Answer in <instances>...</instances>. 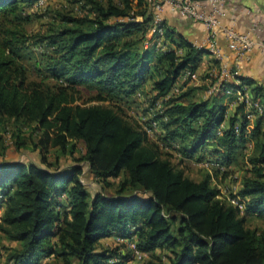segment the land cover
<instances>
[{"label":"trees","instance_id":"1","mask_svg":"<svg viewBox=\"0 0 264 264\" xmlns=\"http://www.w3.org/2000/svg\"><path fill=\"white\" fill-rule=\"evenodd\" d=\"M72 1L79 13L55 11L46 33L30 35L26 25L37 15L27 8L42 9L38 0H0V130L11 122L13 150L39 155V162L6 160L0 134V234L18 244L3 264H135L124 242L133 237L157 264H264V229L247 226L251 216L264 219L262 89L250 96L263 113L237 101L218 135L222 100L231 94L197 98L188 82L177 84L207 49L164 22L161 37L149 36L153 13L145 0ZM31 38L47 48L30 64L33 72L25 64ZM159 38L165 47L157 50ZM212 62L218 72L219 61ZM236 79L239 85L222 90L252 83ZM81 87L92 94L85 103H78ZM174 151L180 161L223 166L222 178L240 164L235 193L244 210L218 197L211 182L218 168L195 180L172 163ZM76 152L60 167V157ZM85 170L98 191L82 182ZM107 238L121 243L110 246Z\"/></svg>","mask_w":264,"mask_h":264},{"label":"crops","instance_id":"2","mask_svg":"<svg viewBox=\"0 0 264 264\" xmlns=\"http://www.w3.org/2000/svg\"><path fill=\"white\" fill-rule=\"evenodd\" d=\"M225 2L227 4V13L222 19L223 25L232 27L238 32L247 33L253 39L264 42V0H225ZM163 21L169 29L182 36L186 41L197 47L204 46L206 32L201 23L181 16L171 11L167 6L164 8ZM216 42L217 47L223 54V59L220 64L236 68L238 71L237 76L252 82L250 85H245L244 92L252 96L251 89L254 87H260L264 92V54L254 51L250 55L237 56L228 48V42L222 34L217 35ZM212 59L214 58L211 54L203 55L194 71L196 79L184 80L182 73L178 78L177 84L188 82V85L196 88L195 96L197 98L209 97L207 86L212 82V77L213 80L215 79L217 73ZM229 83L239 85V80L232 78ZM219 95H222V93L220 92ZM237 101L239 100L234 93L223 98L222 102L226 106V119L220 125L217 132L218 135L227 126V118L233 114ZM252 127L253 119L249 121L247 130L249 131ZM247 145L248 151H250L252 149V142H249ZM188 162L193 163L194 161ZM234 168V165L230 166L231 170ZM223 179H228V176ZM238 183L240 185V180ZM108 239L112 240V238H107L103 239L102 242L105 243Z\"/></svg>","mask_w":264,"mask_h":264},{"label":"built area","instance_id":"3","mask_svg":"<svg viewBox=\"0 0 264 264\" xmlns=\"http://www.w3.org/2000/svg\"><path fill=\"white\" fill-rule=\"evenodd\" d=\"M47 0H38L37 5L41 6L46 3ZM146 3L151 5L153 13L152 27L149 30V36L155 32L161 37L162 31L160 25L163 21L164 8L167 6L171 11L178 13L181 16L188 17L193 21L202 24L204 31L206 32V38L204 41V47L213 56L214 59L219 61V70L215 75V79L207 86L208 95L216 93L235 94L239 101H243L248 108H253L257 113H263L261 103L258 100H252L248 94L240 89L227 88L222 90L223 83L229 82L232 78H236L238 71L236 68L227 67L220 64L223 59V54L217 47L216 38L218 34H222L228 42V48L233 51L237 56H246L252 54L254 51H258L264 54V42L253 39L249 34L236 31L232 27L223 25L222 19L227 13V4L225 0H145ZM147 42L145 46H147ZM164 44L162 38H159L156 42V49H163ZM184 80L196 79L195 72L187 69L183 72ZM175 93L179 92L178 88H174ZM155 109H161V101H157ZM246 118L250 121L254 119V115L248 112ZM154 125V123H153ZM248 127V125H247ZM238 130V127L235 128ZM151 133V130H147ZM207 170H212V166L221 170V173L225 171L223 166L213 163L208 160L195 162ZM215 185V184H214ZM218 188V187H217ZM219 189V188H218ZM220 194L218 197L226 196V199L233 205L237 206L241 211L244 210V204L240 198L236 196V191H231L234 196L230 194L225 195L219 189ZM128 250L131 252L133 262H141L147 256L146 252H142L136 246V241L133 238L124 241Z\"/></svg>","mask_w":264,"mask_h":264},{"label":"rangeland","instance_id":"4","mask_svg":"<svg viewBox=\"0 0 264 264\" xmlns=\"http://www.w3.org/2000/svg\"><path fill=\"white\" fill-rule=\"evenodd\" d=\"M47 3H49V5H52V6H49L48 8H43V7H45V5ZM79 6H80L79 3H75L72 0H47L46 3H44L40 6V7H42V9H36L35 10L33 8L28 7L27 10L30 13H35V15H37L36 17L33 18V20L30 23H28V25H26L28 33L30 35H36V34L42 35L43 33H46V29L48 28L49 23L51 21H53V18H55L54 17V15L56 14L55 11H61V12H66V13L72 12L74 14H77V13H79L78 12ZM38 15H41V17H38ZM35 39L31 38L30 44L28 45L29 50L32 51V53L30 52L31 53L30 55H32L33 58H31V60H29V61H25V64L28 66V68L30 69L31 72H33V70H31L30 64L32 62H34V58L35 59L40 58L39 55L41 53L47 51V48H45L44 45H42L40 43L36 44ZM34 77H35V74L31 73V78H34ZM80 89L82 90V95H81V99L78 100V103H85L86 99H88V97H90L92 94L90 91L86 90L83 87H81ZM95 103L96 102L92 101V102H88L86 104H95ZM134 116H136V115H134ZM10 129H12V123L11 122H9L7 124L6 130H8V132H4V131L0 130V134L3 136V145L6 147L5 159L10 160V161L25 160L27 162L28 161L39 162V155L37 154V152H30L27 150H21L20 152H15L13 150L12 138L10 137ZM25 129L26 128H24V130ZM78 146L81 147V144H78ZM174 152H176V151H174ZM55 154H56V152L54 151V149H50V151L47 155L48 161H53ZM79 155H80V153L76 152L75 154H73V156L69 155V156L60 157V160H59L60 167H64L68 164H71L73 162V157H78ZM175 155L177 157L172 159V163L177 168L183 169L184 173L186 175H188L189 177H191L195 180L201 179L202 176L204 175V173L206 171H209V170L205 169L204 167L200 166L198 163L188 162L185 159L180 161L178 158L177 152L175 153ZM80 165H84V163L81 162ZM239 165H235V168L233 169V172L230 173V176H228V179L222 178L221 170L218 171L219 173L217 176H214L212 174V170L209 171L212 174V183L215 184V186L218 187L223 194L228 195L231 191H237V189H238L237 187H239L238 182H239V180L241 181L242 176L244 175V168L239 167ZM235 177H236V179H235ZM81 180H82V182H84L86 184V186L88 187V189L91 193L99 190V184L95 181V179L93 178L92 175L87 173L86 170L83 171V173L81 175ZM105 191L108 193L112 192L113 188H106ZM0 213H1V211H0ZM247 226L252 227V228L264 229V219L251 216L247 220ZM105 243L109 244L110 246H116V245L120 244L121 241L117 240V239L116 240L108 239V240H106ZM17 245L18 244L16 242L5 240L0 234V264H3L6 253L8 252V250L15 248ZM156 254H158L159 256L162 255V253H160L159 251ZM148 261H152L156 264L158 263L156 259H154L153 257H150L147 254V256L145 257V259L143 261L135 262V264H146Z\"/></svg>","mask_w":264,"mask_h":264}]
</instances>
